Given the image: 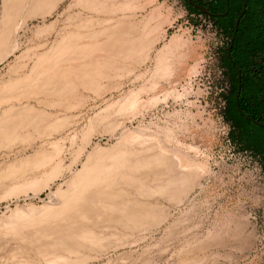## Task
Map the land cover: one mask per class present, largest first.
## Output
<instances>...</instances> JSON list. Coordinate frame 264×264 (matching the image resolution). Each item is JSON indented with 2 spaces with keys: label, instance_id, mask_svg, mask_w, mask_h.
<instances>
[{
  "label": "rangeland",
  "instance_id": "1",
  "mask_svg": "<svg viewBox=\"0 0 264 264\" xmlns=\"http://www.w3.org/2000/svg\"><path fill=\"white\" fill-rule=\"evenodd\" d=\"M56 1L60 0L54 5ZM191 3L64 0L51 18L53 41L36 43L25 38L45 34L36 32L38 22L21 28L12 19L19 10L18 2L3 19L0 0V47L6 45L3 42H8L10 49L17 42L19 45L10 58H5L8 50L0 51V60L4 59L0 74L6 67L28 72L37 61L20 84L0 81V107L27 103L48 125L63 121L61 130L42 138L32 129L20 133L33 134L34 144L17 141L0 146V264H18L21 256H36L37 250L17 239L9 226L16 209L31 204L42 207L50 194L43 190L39 198L32 197L31 191L4 197V192L18 183L16 174L7 171L36 156L40 146L42 151L53 152L57 144L62 152L56 161L65 162V167L72 165L74 172L82 169L93 152L109 157L123 150L131 156L142 153L141 157L159 152L165 153L174 162V172L185 173L190 183L177 201L150 198L163 208L165 218L159 225L142 230L118 228L128 237L127 243L100 255L86 252L89 259L79 264H264V130L256 129L254 122L236 110L239 76L228 59L233 14L242 4L236 2L230 14L209 19L198 16ZM126 29L130 30V39L124 35L128 41L121 36ZM262 31L264 35V27ZM20 38L23 40L18 41ZM90 46H96L95 52H85ZM70 48L76 49L75 53L66 52ZM52 49L49 57L55 70L74 67L80 75H72L74 83L53 90L59 96H48L51 92L30 96L31 90H25L28 76L35 68L39 76L51 73L53 69H45L43 62ZM190 65L196 67L194 73H178ZM170 80L174 81L170 84ZM170 87L173 90L167 97L157 91ZM89 127L92 130L85 147ZM125 129L141 143L121 145L117 139ZM76 132L74 140L71 137ZM142 143L155 147L148 153ZM81 148L85 149L76 160ZM147 173L152 183L154 175ZM170 173L163 171V180ZM33 175L41 172L36 170Z\"/></svg>",
  "mask_w": 264,
  "mask_h": 264
},
{
  "label": "bare ground",
  "instance_id": "2",
  "mask_svg": "<svg viewBox=\"0 0 264 264\" xmlns=\"http://www.w3.org/2000/svg\"><path fill=\"white\" fill-rule=\"evenodd\" d=\"M12 4L9 0H3V19L8 17ZM121 34L130 39L129 29ZM126 36L123 37L124 41L129 40ZM3 43L6 45L3 49L1 46L0 51L8 50V55L19 46L17 42L10 49L8 42ZM63 44L59 46L62 47ZM110 47L112 48L111 45ZM93 48L96 46L88 47L85 52H95ZM81 49L77 48V51ZM65 50L70 54L76 51L72 48L69 51ZM52 51L54 50L45 54L46 62H43L45 69H53L51 73L47 72L45 76L42 73L39 76L40 71L35 68V71L28 76L29 85L25 90H31L30 96L33 94L40 97L42 92L47 95L51 92L48 96H59L58 92L52 93L53 90L55 91L64 83V85L69 82L74 83V76L80 75V70L74 67L67 68L63 72L55 70L52 56L49 57ZM2 61L4 59L0 60V64ZM39 67L42 69L40 65ZM173 81L170 80V84ZM170 89L172 88H159L157 91L160 95L167 97L170 95ZM31 106L27 103H20L0 107V146L12 145L17 141L25 145L34 144L33 134L29 132L20 134L27 129H32L38 138H42L46 134L58 132L63 128L62 120L51 122L48 125L40 117V113L30 109ZM91 130L92 127H89L84 135L85 147L89 144L88 138ZM128 132L125 129L118 137L117 140L121 145L133 143L132 141L141 143L140 140H133ZM75 134L71 137L74 140L78 136L77 132ZM142 144L148 153L155 147L154 144ZM40 148L36 156L24 160L7 171V174H16L18 183L6 190L4 197L27 194L31 191L34 193L32 197L39 198L41 191H50L49 201L46 200L44 206L38 207L31 204L25 209H16V214L12 216L9 227L16 232L15 237L26 242L28 247L37 250L36 256L19 257V255L16 261L18 264H29L36 261L43 264L85 263L89 259L86 252H90L91 255L94 253L100 255L110 248H117L127 243L128 237L120 234L118 228L142 230L159 225L165 218L161 215L163 208L159 204L151 203L150 198L158 197L177 201L190 186L188 176L185 173L176 174L173 167L174 162L165 153L156 152L148 157H141L142 153L131 156L128 150H123L120 154L116 151L109 157L93 152L87 156L82 169L74 172L72 165L65 167V162L56 161L62 152L59 149L61 145L57 144L53 152H45ZM84 149L78 150L76 160L80 158ZM166 169L171 173L163 180L161 174ZM36 170L38 173L40 171L41 175H33ZM148 171L154 175L152 183H149ZM67 173H70L68 178ZM54 186H57L56 191H53ZM20 211L21 214L18 213ZM106 230H111V232H106Z\"/></svg>",
  "mask_w": 264,
  "mask_h": 264
},
{
  "label": "trees",
  "instance_id": "3",
  "mask_svg": "<svg viewBox=\"0 0 264 264\" xmlns=\"http://www.w3.org/2000/svg\"><path fill=\"white\" fill-rule=\"evenodd\" d=\"M244 10L233 19L228 59L238 71L235 108L264 130V38L260 28L264 21V0H245ZM218 8L217 12L223 11ZM233 20V22H235ZM236 26V27H235Z\"/></svg>",
  "mask_w": 264,
  "mask_h": 264
},
{
  "label": "crops",
  "instance_id": "4",
  "mask_svg": "<svg viewBox=\"0 0 264 264\" xmlns=\"http://www.w3.org/2000/svg\"><path fill=\"white\" fill-rule=\"evenodd\" d=\"M2 4H3V0ZM9 2L15 3L18 2L20 7L17 11V14L12 15V19L15 18L19 22V26L21 28L29 27L33 25L35 22H38V25L36 27H39L36 29L37 31L45 32V34L37 35L32 34L26 36V41L28 42H52L53 41V28L54 24L51 22V18L54 15L55 10H58L60 6L64 3V0L56 1L57 4L54 5L55 0H9ZM14 14V13H12ZM20 28V29H21ZM40 29V30H38ZM13 39V38H12ZM16 39V38H15ZM13 39V40H15ZM23 39L20 38L18 41H22ZM6 57V56H5ZM7 58H10V55L7 54ZM37 60V57H36ZM37 61L32 63L31 68L28 72L22 71L17 72L16 69L10 67H6L3 70V73L0 74V81H2L4 84H11V83H17L20 84L22 81V78L25 74L30 73L31 69L35 65ZM195 66H185L181 71H179V74H192L195 72Z\"/></svg>",
  "mask_w": 264,
  "mask_h": 264
},
{
  "label": "flooded vegetation",
  "instance_id": "5",
  "mask_svg": "<svg viewBox=\"0 0 264 264\" xmlns=\"http://www.w3.org/2000/svg\"><path fill=\"white\" fill-rule=\"evenodd\" d=\"M191 2H192L191 4L193 6V9L198 16L202 14V15H205L209 19H214V18H217V16L230 14V10H232V8L235 6V3L239 2L240 4H242V8L240 9V11H236L233 14V16L235 15L237 17L244 10V7L246 5L245 0H191ZM221 7H224V10L217 12V9ZM234 21H235L234 22L235 25H237L236 19ZM260 25H261V28L259 30L260 31L259 33H260V36L264 38V35L262 34L263 33L262 29L264 27V21H262ZM239 112L242 117L250 121L249 118L245 116L244 113H241V111Z\"/></svg>",
  "mask_w": 264,
  "mask_h": 264
}]
</instances>
